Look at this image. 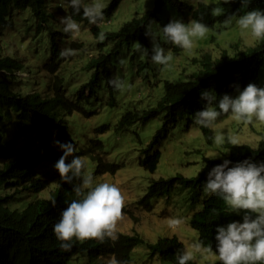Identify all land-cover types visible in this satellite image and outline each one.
Here are the masks:
<instances>
[{
  "label": "trees",
  "instance_id": "1",
  "mask_svg": "<svg viewBox=\"0 0 264 264\" xmlns=\"http://www.w3.org/2000/svg\"><path fill=\"white\" fill-rule=\"evenodd\" d=\"M50 1L52 0H0V34L10 27L14 12L27 11L37 26L38 37L46 32V38L51 44L50 60L44 63V71L51 75L49 79L45 78L46 92L37 88L27 92L16 91L14 84L20 79L17 73H22L25 67L20 60L0 56V161L3 162L0 166V264H75L81 257L87 256L90 259L110 257L123 261L124 264H132L133 251L140 245L147 247L150 258L158 257L162 263L176 264V251L184 246L176 236L160 238L155 243H149L138 233H119L116 240L106 238L100 241L93 238L82 243L77 242L70 250L60 248L53 233V225L59 219L60 210L67 207V203L75 198V194L71 185L59 180V185L50 192L49 197H38L49 185V181L42 175L46 173L42 166L48 161L55 163L62 155L61 150L53 145V139L72 141L69 118L75 112L86 113L83 104L97 100L99 89L101 91L105 87L113 101L111 104L116 103V91L109 84V80L115 76L114 70L123 51H131L133 44L138 45L140 50L143 47L148 48L150 53L152 44L145 35V25L149 21L159 20L161 26L166 25L172 19V12L181 19L188 16L192 19H202L209 29H213L221 25L224 18L211 15V8L219 2L200 1L193 5L181 0H154L153 10L126 22L117 31H103L94 26L92 31L96 37L100 32L105 33V39L99 43V47L105 49L109 43L113 46L91 59L84 70L90 74L88 80L71 91V85L65 75H57L62 64L59 44L65 39V36L61 35L65 34L60 32L61 28L55 24L53 14L48 12ZM64 1L68 16H73L78 23L89 24L81 14L73 15L67 0ZM121 2L122 0H111L104 9V18H110ZM223 7L226 9V15L237 13L241 9L240 0H233L231 4ZM254 8L264 9V0H252L249 10ZM232 47L237 50L233 55L226 50L214 60L210 55L203 56V59L199 60L201 67L193 73L192 78L178 82L166 81L164 94L156 106L145 110H128L122 115L117 128L120 132L127 131L135 124H146L162 117V126L144 150L146 156L140 162L146 171L154 173L157 170L161 159L158 147L179 122H187L189 128L192 115L204 107L205 101L200 96L202 90H215L218 96L226 93L237 95L236 85H239L240 89L249 83L260 86L264 71V42H258L245 50H239V44ZM173 50L181 49L173 46ZM145 58L149 59L150 54ZM148 67L149 61H142L138 71L143 72ZM26 83L28 86L29 82ZM30 83L36 84V80L32 79ZM106 129L107 126L98 131ZM200 129L206 142L212 145L209 139L213 134L212 130L201 127ZM29 135L44 140V143L39 147L32 144L21 147L20 141ZM224 147L229 150L224 159L232 161L233 164L245 159L257 163L264 161V133L261 134L257 147L227 144ZM102 148L103 144L97 141L89 152L95 165L88 171L95 179L108 172L115 174L119 169L117 165L103 162L102 156H92V153L101 151ZM78 155L85 156L86 153L81 151ZM204 159L206 167L196 177L188 178L178 174L169 179L152 181L138 205L150 211L153 199L168 197L176 188L189 190L195 202L203 193L202 184L206 182L208 172L224 160L207 157ZM25 193L34 198L22 208L12 207L16 199L25 198ZM53 200L56 201L55 207L52 206ZM226 211L222 201L215 196H208L203 201L202 209L195 212L190 220V225L198 232L199 239L205 244L211 243L214 251L216 227L234 220L242 221V215ZM121 213L130 212L123 206ZM212 264H219V261Z\"/></svg>",
  "mask_w": 264,
  "mask_h": 264
},
{
  "label": "rangeland",
  "instance_id": "2",
  "mask_svg": "<svg viewBox=\"0 0 264 264\" xmlns=\"http://www.w3.org/2000/svg\"><path fill=\"white\" fill-rule=\"evenodd\" d=\"M110 1L104 0L106 7ZM181 1L193 5H197L200 1L205 3L219 2V0ZM64 3V0H52L48 5V12L53 14L55 24L61 28L60 32H63L61 18L68 16L64 9ZM153 9L154 0H122L118 10L110 18L105 17L102 23L98 25L79 23L81 30L76 37L66 33L61 35L65 36V39L60 41V50L72 48L75 50V55L68 58L61 57L62 64L57 75H65L71 85V91L82 86L90 76L84 70L91 59L113 46L109 43L105 49L99 47V43L102 41L97 39L92 28L98 26L103 31H117L126 22ZM163 15L164 12L160 17L162 18ZM170 16L171 18H179L172 12ZM190 19H192L191 16H188L183 21L188 22ZM10 22V27L0 34V56H9L20 60L25 67L22 73H17L20 79L14 84L15 90L27 92L37 88L46 92L45 80L51 76L44 71V63L48 62L51 57V44L46 38V32L38 37L36 34L37 26L32 21L30 12L27 11L14 12ZM155 22L161 25L159 20H155ZM257 43L251 37L241 35L235 27L225 28L218 25L209 29L204 38L198 39L190 53L183 50L175 51L172 45H165L166 49H170L173 55V60L167 68L153 64L150 58L146 59L145 56H142L138 45L133 44L131 51L128 49L123 51L119 59L123 63L121 64L119 61L114 70L115 76H120L129 85L124 92L115 93L116 103L111 104L113 101L110 94L103 87L101 91L99 89L97 100H93L90 104H83L87 110L86 113L75 112L69 118L70 138L75 145V154L78 155L81 151L86 153L85 156H78L86 161L87 171L95 165L91 161L89 155L91 153L89 152L97 141L103 144V148L101 151L92 153V156H102L103 162L119 166L115 174L108 172L96 179L98 182L115 183L124 197V207L130 212L128 214L121 213L117 222V235L119 233H138L149 243H155L160 238L176 236L184 245L199 239V234L191 227L190 220L195 212L202 209L203 201L208 197L204 193L193 202L189 190L176 188L168 197L159 200L153 199L150 211L138 205V202L146 195L152 181L161 178L169 179L178 174L188 178L196 177L204 169L201 170L203 164L206 165L204 157L221 149L213 143L209 145L200 127L193 122L187 128V122L181 121L158 147L161 151L160 163L157 170L150 173L144 169L140 162L146 156L144 150L152 141L156 131L162 126V117L146 124H135L124 132L118 131V123L122 115L128 110H145L156 106L164 94L166 81L178 82L192 78L193 73L201 67L199 60L203 59V56L210 55L214 60L226 50L233 55L236 49L232 45L239 44V50H245ZM142 61H149V67L143 72L138 71ZM32 73L36 75L33 76ZM32 79L36 80V84L30 83ZM26 81L29 82L28 86ZM260 86L264 87V71L260 79ZM105 126L108 129L98 131ZM216 130L238 135L242 142L241 145L257 147L261 134L264 133V126L244 125L225 116L218 122ZM43 143L44 140L29 135L20 141V146L25 147L32 144L39 147ZM223 149L227 150L224 146ZM228 154L229 152L222 153L215 159H224ZM2 165L3 162L0 161V166ZM53 165L52 161H48L42 166V170L46 171L42 175L49 181V185L38 197H49L50 192L59 185V174ZM23 195L25 198L16 199L12 207L22 208L24 204L34 198V196L30 197L28 193ZM177 216L183 217V222L177 228L170 229L169 220ZM99 259H90L88 256L81 257L75 264H113L114 260L110 257ZM217 261L215 255H212L201 264H212ZM132 264L167 263H162L158 257L150 258L147 247L140 245L133 251Z\"/></svg>",
  "mask_w": 264,
  "mask_h": 264
},
{
  "label": "clouds",
  "instance_id": "3",
  "mask_svg": "<svg viewBox=\"0 0 264 264\" xmlns=\"http://www.w3.org/2000/svg\"><path fill=\"white\" fill-rule=\"evenodd\" d=\"M73 15L81 14L90 24H100L104 20V0H67ZM233 0H219L211 8L214 17L223 16L222 27H235L241 35H246L257 42H264V9L249 10L252 0H240L241 9L237 13L227 14L223 5ZM62 31L76 37L81 25L73 16L61 18ZM155 25V26H154ZM145 35L151 39L152 48L143 47L142 56L150 54L153 64L167 68L173 60L170 49L165 45L175 46L184 52H191L198 39L205 37L209 26L202 19H183L173 17L161 26L155 21L146 25ZM99 41L105 39V33L97 36ZM60 57L75 55L72 48H63ZM122 64L123 61H120ZM109 84L116 92H124L129 85L120 77L114 76ZM237 95L223 94L218 96L215 90H202L201 99L204 107L192 115V122L201 128L212 130L209 139L221 150L209 153L207 158L215 159L224 150L225 144L239 146L242 144L238 135L226 131H217V124L222 117L244 125L264 126V87L249 83L243 89L235 86ZM53 145L61 150L62 155L53 167L59 174V180L72 186L75 198L59 212V219L53 225V233L60 248L70 250L77 242L89 239L100 241L117 239V222L121 217L124 197L120 188L108 181L98 182L87 163L75 155L72 141L62 142L53 139ZM232 165V166H229ZM206 167L203 164L201 170ZM203 193L215 196L223 202L226 213L242 215L241 220H234L215 229V251L211 243L205 244L202 239H195L175 254L176 264H201L209 256L215 255L219 264H264V161L259 163L245 159L233 164L224 159L223 163L211 168L207 180L202 184ZM56 206V201H52ZM215 213V209H213ZM183 222V217H172L169 228L175 229ZM113 264H124L113 260Z\"/></svg>",
  "mask_w": 264,
  "mask_h": 264
},
{
  "label": "bare ground",
  "instance_id": "4",
  "mask_svg": "<svg viewBox=\"0 0 264 264\" xmlns=\"http://www.w3.org/2000/svg\"><path fill=\"white\" fill-rule=\"evenodd\" d=\"M87 51V50H86ZM237 51V50H236ZM247 58V57H246ZM262 68V67H261ZM74 84V83H73ZM129 156V155H128ZM118 176V175H117ZM100 260V259H99ZM95 261V260H94Z\"/></svg>",
  "mask_w": 264,
  "mask_h": 264
}]
</instances>
